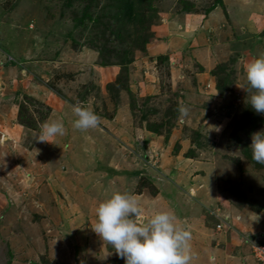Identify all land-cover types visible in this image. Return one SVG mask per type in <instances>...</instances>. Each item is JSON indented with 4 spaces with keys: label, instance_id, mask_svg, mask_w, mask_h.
<instances>
[{
    "label": "rangeland",
    "instance_id": "374dc122",
    "mask_svg": "<svg viewBox=\"0 0 264 264\" xmlns=\"http://www.w3.org/2000/svg\"><path fill=\"white\" fill-rule=\"evenodd\" d=\"M261 53L264 0H0V264H124L92 230L116 191L137 219L174 213L190 264H264V115L243 89ZM52 120L65 134L39 142Z\"/></svg>",
    "mask_w": 264,
    "mask_h": 264
},
{
    "label": "clouds",
    "instance_id": "9594fccd",
    "mask_svg": "<svg viewBox=\"0 0 264 264\" xmlns=\"http://www.w3.org/2000/svg\"><path fill=\"white\" fill-rule=\"evenodd\" d=\"M248 103L257 114L264 115V53L251 59L244 67ZM242 88V87H241ZM181 117L188 115V108L179 106ZM77 130L95 128L100 117L92 109L73 106ZM219 131L217 127L215 129ZM65 134L62 121H45L40 126L39 142H50ZM252 158L264 164V129L251 134ZM96 222L92 230L114 248L124 264H190L192 260L191 232L170 211H158L146 221L139 201L132 192H113L95 208Z\"/></svg>",
    "mask_w": 264,
    "mask_h": 264
},
{
    "label": "built area",
    "instance_id": "2783aa9c",
    "mask_svg": "<svg viewBox=\"0 0 264 264\" xmlns=\"http://www.w3.org/2000/svg\"><path fill=\"white\" fill-rule=\"evenodd\" d=\"M252 253L257 260L264 262V244L254 243L252 245Z\"/></svg>",
    "mask_w": 264,
    "mask_h": 264
}]
</instances>
